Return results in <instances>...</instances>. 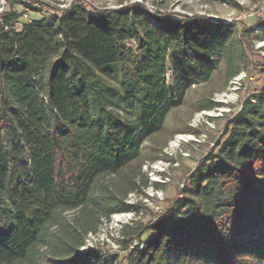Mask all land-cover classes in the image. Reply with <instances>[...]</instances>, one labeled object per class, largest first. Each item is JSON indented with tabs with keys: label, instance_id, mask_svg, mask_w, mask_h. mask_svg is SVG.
Here are the masks:
<instances>
[{
	"label": "trees",
	"instance_id": "trees-1",
	"mask_svg": "<svg viewBox=\"0 0 264 264\" xmlns=\"http://www.w3.org/2000/svg\"><path fill=\"white\" fill-rule=\"evenodd\" d=\"M17 4L29 1L6 0L0 12V264H119L105 241L87 239L130 209L117 239L127 264H264V87L155 219L145 223L142 199L130 201L161 184L140 152L182 85L208 82L221 63L235 76L253 25L238 36L235 23L156 14L140 0H72L18 28Z\"/></svg>",
	"mask_w": 264,
	"mask_h": 264
},
{
	"label": "rangeland",
	"instance_id": "rangeland-1",
	"mask_svg": "<svg viewBox=\"0 0 264 264\" xmlns=\"http://www.w3.org/2000/svg\"><path fill=\"white\" fill-rule=\"evenodd\" d=\"M28 6L17 4L22 12L18 28L24 22L47 16L52 19L60 13L59 6H67L72 0H27ZM97 7H119L134 0L121 3L118 0H85ZM147 4L153 13L204 14L226 23L236 24V35L244 25H253L246 41H241L243 58L235 76L226 79L225 64L221 63L208 82L194 81L190 86L182 85V99L170 107L164 117L162 129L150 135L143 143L140 152L142 168L148 171L149 179L154 183L147 188V194L130 195V201L142 199L143 208L137 217L145 223L155 219L181 190L189 185V174L205 155L216 150L217 141L223 139L228 120L242 109L245 100L255 98L264 87V23L256 21L264 18V0H235V6L220 0H140ZM52 4H50V3ZM6 0H0V9ZM168 81L174 87L173 73ZM214 99L211 109H199L198 100L204 96ZM133 210L114 213L103 220L100 229L91 233L88 243L101 241L106 244L110 254L119 255V264H127L126 251L120 249L117 241L121 223L134 217ZM149 231L143 234L146 239ZM190 264H196L191 262Z\"/></svg>",
	"mask_w": 264,
	"mask_h": 264
},
{
	"label": "built area",
	"instance_id": "built-area-1",
	"mask_svg": "<svg viewBox=\"0 0 264 264\" xmlns=\"http://www.w3.org/2000/svg\"><path fill=\"white\" fill-rule=\"evenodd\" d=\"M4 7H5V5H4ZM4 7H2V8L0 9V12L4 10ZM60 7H66V6H60Z\"/></svg>",
	"mask_w": 264,
	"mask_h": 264
}]
</instances>
